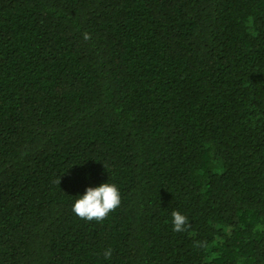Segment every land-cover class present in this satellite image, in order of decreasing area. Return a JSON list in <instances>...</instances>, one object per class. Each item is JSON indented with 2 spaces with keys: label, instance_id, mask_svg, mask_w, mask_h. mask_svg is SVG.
I'll list each match as a JSON object with an SVG mask.
<instances>
[{
  "label": "trees",
  "instance_id": "1",
  "mask_svg": "<svg viewBox=\"0 0 264 264\" xmlns=\"http://www.w3.org/2000/svg\"><path fill=\"white\" fill-rule=\"evenodd\" d=\"M0 264H264V0H0Z\"/></svg>",
  "mask_w": 264,
  "mask_h": 264
},
{
  "label": "clouds",
  "instance_id": "2",
  "mask_svg": "<svg viewBox=\"0 0 264 264\" xmlns=\"http://www.w3.org/2000/svg\"><path fill=\"white\" fill-rule=\"evenodd\" d=\"M88 39V35H84ZM121 203V193L118 187L109 181L88 186L82 194L76 195L72 203V212L78 217L86 220L100 221L110 211ZM172 226L176 232L183 231L186 226V216L178 211L172 212ZM105 259L110 258L111 249L105 251Z\"/></svg>",
  "mask_w": 264,
  "mask_h": 264
}]
</instances>
